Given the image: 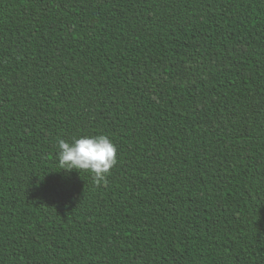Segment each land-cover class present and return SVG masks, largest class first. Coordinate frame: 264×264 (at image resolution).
Masks as SVG:
<instances>
[{
	"label": "trees",
	"instance_id": "obj_1",
	"mask_svg": "<svg viewBox=\"0 0 264 264\" xmlns=\"http://www.w3.org/2000/svg\"><path fill=\"white\" fill-rule=\"evenodd\" d=\"M0 264H264V0H0Z\"/></svg>",
	"mask_w": 264,
	"mask_h": 264
},
{
	"label": "clouds",
	"instance_id": "obj_2",
	"mask_svg": "<svg viewBox=\"0 0 264 264\" xmlns=\"http://www.w3.org/2000/svg\"><path fill=\"white\" fill-rule=\"evenodd\" d=\"M59 166L67 173L80 170L90 172L99 184L106 180L110 170L117 163L116 147L104 135L82 137L72 143L58 141Z\"/></svg>",
	"mask_w": 264,
	"mask_h": 264
}]
</instances>
